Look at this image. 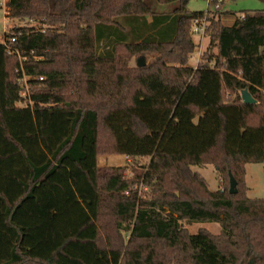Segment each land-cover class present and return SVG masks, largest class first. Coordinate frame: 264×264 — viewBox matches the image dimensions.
<instances>
[{
	"label": "trees",
	"instance_id": "trees-1",
	"mask_svg": "<svg viewBox=\"0 0 264 264\" xmlns=\"http://www.w3.org/2000/svg\"><path fill=\"white\" fill-rule=\"evenodd\" d=\"M188 4L7 0L23 25L0 41V264H159L153 240L186 264H236L243 250L264 263V196L245 183L247 163L264 166V10L210 19L192 66L205 12ZM115 154L146 170L98 164ZM204 164L238 192L210 190L193 170ZM212 221L220 237L183 225Z\"/></svg>",
	"mask_w": 264,
	"mask_h": 264
},
{
	"label": "rangeland",
	"instance_id": "rangeland-1",
	"mask_svg": "<svg viewBox=\"0 0 264 264\" xmlns=\"http://www.w3.org/2000/svg\"><path fill=\"white\" fill-rule=\"evenodd\" d=\"M6 2L7 0H0V41L4 38V33L10 32L12 27L21 24L17 20H11L6 18ZM161 6L162 8H167ZM8 9V7H7ZM188 9L190 12L204 11L205 15L202 24L203 27L208 24L209 20H220L222 25H232L236 19L241 18L247 12L262 11L264 10V0H189ZM36 24V23H35ZM195 34V40L200 43L199 50L194 53L190 58V64L192 66L198 65L202 54L209 48L210 37L205 35V31ZM138 58H132L130 66H135ZM150 58L145 57L146 64L150 62ZM238 95V93L236 92ZM241 96V94L239 93ZM225 96L230 98L228 92H225ZM232 98V97H231ZM258 103V102H257ZM256 103V104H257ZM264 105H259L261 109H264ZM148 159H130L124 155H100L98 156V164L100 166H125L126 177L133 178L136 175L142 174L146 170ZM193 170L199 172L205 179L210 190L217 191L218 189H224L226 186L229 188L228 182L223 175H219L212 164H204L202 166H193ZM245 183L248 186V196L251 198H262L264 196V166L261 162H250L245 165ZM222 176V177H221ZM134 189L137 190L138 195L145 197L150 193V188L144 185H136ZM105 221H111L108 218ZM184 227L189 233H197L200 229H206L212 232L217 237L221 235V226L218 222H199L188 224L183 222ZM261 246L257 250V254L264 257V239H260ZM128 245V238L125 240V249ZM149 247L153 249L156 262L159 264H186L182 260L184 253L177 248H171L164 242L159 240L148 241ZM146 242H144L145 244ZM224 243L221 244L223 248ZM230 250H235L234 247L229 246ZM245 250L239 253V260L236 264H249L251 262L252 255ZM264 264V263H262Z\"/></svg>",
	"mask_w": 264,
	"mask_h": 264
},
{
	"label": "water",
	"instance_id": "water-1",
	"mask_svg": "<svg viewBox=\"0 0 264 264\" xmlns=\"http://www.w3.org/2000/svg\"><path fill=\"white\" fill-rule=\"evenodd\" d=\"M137 65L138 66H145L146 65L145 57H143V56L139 57L137 59ZM242 98H243V101L245 103H255L256 102V99L252 97L251 93L248 90L242 91ZM229 192L231 194H236L238 192L237 181H236L235 177L232 175V173H230Z\"/></svg>",
	"mask_w": 264,
	"mask_h": 264
},
{
	"label": "built area",
	"instance_id": "built-area-1",
	"mask_svg": "<svg viewBox=\"0 0 264 264\" xmlns=\"http://www.w3.org/2000/svg\"><path fill=\"white\" fill-rule=\"evenodd\" d=\"M7 7H6V13H7ZM203 18H205V17H203ZM203 18L202 19H200V20H197L196 22H195V24H194V27H193V31L194 32H196V33H199L200 31L201 32H203V31H205V26H199L200 24H202V22H203ZM9 19V18H8ZM21 25H23V23H21V24H19V25H15V26H13L12 28H14V27H17V26H21ZM12 30V29H11ZM12 41H14V38H12ZM1 42L2 43H4V44H6V39L5 38H3V39H1ZM31 77H29V76H25V78H24V82L26 83V80H28V79H30ZM42 78V77H41ZM23 95L24 96H26V92H23Z\"/></svg>",
	"mask_w": 264,
	"mask_h": 264
},
{
	"label": "crops",
	"instance_id": "crops-1",
	"mask_svg": "<svg viewBox=\"0 0 264 264\" xmlns=\"http://www.w3.org/2000/svg\"><path fill=\"white\" fill-rule=\"evenodd\" d=\"M196 66V65H195ZM128 158V157H127Z\"/></svg>",
	"mask_w": 264,
	"mask_h": 264
}]
</instances>
